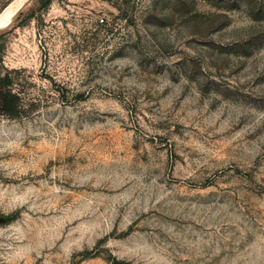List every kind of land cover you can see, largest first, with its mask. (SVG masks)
Wrapping results in <instances>:
<instances>
[{
    "label": "rangeland",
    "instance_id": "374dc122",
    "mask_svg": "<svg viewBox=\"0 0 264 264\" xmlns=\"http://www.w3.org/2000/svg\"><path fill=\"white\" fill-rule=\"evenodd\" d=\"M9 90L0 264H264V0H0Z\"/></svg>",
    "mask_w": 264,
    "mask_h": 264
},
{
    "label": "trees",
    "instance_id": "16d2710c",
    "mask_svg": "<svg viewBox=\"0 0 264 264\" xmlns=\"http://www.w3.org/2000/svg\"><path fill=\"white\" fill-rule=\"evenodd\" d=\"M5 84L8 83L6 79L4 81ZM18 96L16 94L11 93V91H6L3 95L0 105V112L10 118L16 117L18 113Z\"/></svg>",
    "mask_w": 264,
    "mask_h": 264
}]
</instances>
